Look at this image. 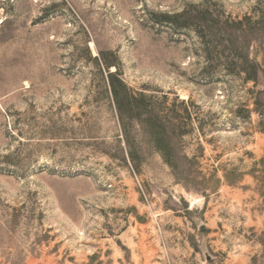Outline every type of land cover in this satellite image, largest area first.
Masks as SVG:
<instances>
[{
  "label": "rangeland",
  "instance_id": "374dc122",
  "mask_svg": "<svg viewBox=\"0 0 264 264\" xmlns=\"http://www.w3.org/2000/svg\"><path fill=\"white\" fill-rule=\"evenodd\" d=\"M263 10L264 0H0V264H264ZM183 11L230 28L249 17L241 39L211 21L202 34H232L230 55L247 54L257 81L207 59L196 23H170ZM101 53L150 98L172 167L137 124L127 159Z\"/></svg>",
  "mask_w": 264,
  "mask_h": 264
},
{
  "label": "trees",
  "instance_id": "16d2710c",
  "mask_svg": "<svg viewBox=\"0 0 264 264\" xmlns=\"http://www.w3.org/2000/svg\"><path fill=\"white\" fill-rule=\"evenodd\" d=\"M169 19L173 21L170 22L172 25H177L181 28H188L191 23H196V25L199 26V29H195L194 31L201 40L204 47L205 57L207 59L212 56H217L218 58L222 57L227 63L230 60L236 67L237 71L245 75L246 81H257L260 68L247 54L238 53V55L235 56L230 55V52H232L230 48L235 47L230 38L232 34H229L230 36L226 40L220 42H206V36L202 34L204 31L203 25H207L211 21L215 26L223 28V32L226 28H229L230 31L239 35V38L241 39L242 36L247 35V31L244 29L243 24L244 22L251 21L249 17H244L242 20L231 22L234 28L229 27L228 20L224 18L223 20L220 17L213 19L208 12H198L196 15L191 16L183 11L169 17ZM256 24L258 26V31H264V10L261 12ZM210 35L208 36L209 38ZM241 50L243 51L244 47H242ZM110 56L114 58H110ZM93 62L97 72L102 78L106 100L109 102V105H112L113 107L120 133L127 146V159L132 163H135L137 154L132 150H129V143L132 126L133 124H137L144 128L155 148L161 152L165 163L169 167H172L170 160L171 150L167 145L166 133L163 127L161 125L159 126V119L154 112L150 98L142 93L133 92L125 84L121 77L117 58H115L112 53H101L98 58L93 59ZM112 68L114 71H111ZM122 161H125V158H123Z\"/></svg>",
  "mask_w": 264,
  "mask_h": 264
},
{
  "label": "water",
  "instance_id": "95a60500",
  "mask_svg": "<svg viewBox=\"0 0 264 264\" xmlns=\"http://www.w3.org/2000/svg\"><path fill=\"white\" fill-rule=\"evenodd\" d=\"M138 220H139V221H141V220H142V218H139Z\"/></svg>",
  "mask_w": 264,
  "mask_h": 264
}]
</instances>
